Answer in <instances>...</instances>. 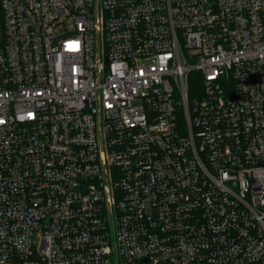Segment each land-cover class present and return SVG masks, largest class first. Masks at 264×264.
Instances as JSON below:
<instances>
[{"label":"built area","instance_id":"built-area-1","mask_svg":"<svg viewBox=\"0 0 264 264\" xmlns=\"http://www.w3.org/2000/svg\"><path fill=\"white\" fill-rule=\"evenodd\" d=\"M0 264H264V0H0Z\"/></svg>","mask_w":264,"mask_h":264},{"label":"rangeland","instance_id":"rangeland-1","mask_svg":"<svg viewBox=\"0 0 264 264\" xmlns=\"http://www.w3.org/2000/svg\"><path fill=\"white\" fill-rule=\"evenodd\" d=\"M67 25H69V22H66Z\"/></svg>","mask_w":264,"mask_h":264}]
</instances>
